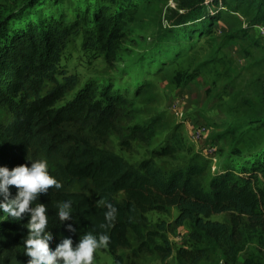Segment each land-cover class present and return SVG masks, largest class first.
Here are the masks:
<instances>
[{
  "label": "trees",
  "instance_id": "obj_1",
  "mask_svg": "<svg viewBox=\"0 0 264 264\" xmlns=\"http://www.w3.org/2000/svg\"><path fill=\"white\" fill-rule=\"evenodd\" d=\"M172 1L173 5L168 0H77L73 7L61 10V0H25L0 17V167L11 171L21 164L30 166L31 160H47L49 175L62 188L50 189L30 207L45 204L47 230L72 237L75 246L87 232H107L110 242L106 250L113 256V264H122L118 249L130 247L128 231L140 236L134 218L151 211L166 212L170 206L177 210V226L189 222L191 247L176 251L180 258L189 259V264L204 257L212 243L232 262L244 231L264 229V186L259 184L264 176V134L258 145L244 141V134L234 140L223 153L221 167L208 179V161H202L198 153L183 164L165 167L160 163L175 159L178 147L173 132H167L159 146L150 150V157L131 163L105 147L109 134L116 133L121 147L130 150L132 141L149 143L164 129V116L156 113L133 122V98L126 89L90 80L78 87L77 75L60 66L67 42L87 25L93 30L84 29V46L110 56L122 36L120 25L142 5L155 6L151 13H155L156 33L146 59L138 58L132 68L135 96L151 86L146 75L184 62L203 38L215 33L227 13L242 12L245 19L239 29L223 33L218 48L234 39L264 48L261 40L250 34L251 30L256 33L255 24H264V0ZM145 62L153 71L144 68ZM197 69L179 67L173 72V81L185 84ZM261 84L264 89V82ZM72 91L73 96L66 99ZM247 103L252 110L246 115L239 113L243 120L238 125L246 123V130H264V97L257 102L248 99ZM240 144L245 149L240 150ZM75 183L90 186L92 192L73 190ZM17 192L16 186L9 185L10 199ZM119 193L121 198H117ZM101 199L118 210L108 228L100 227L106 211ZM65 200L73 202L72 218L61 222L56 205ZM220 213H228L229 223L211 218ZM30 219V213L22 214V220ZM68 224L77 231H70ZM193 243L204 245L192 249ZM140 248L148 250L143 242ZM261 255L264 258V251ZM29 259L13 245L0 244V264H27Z\"/></svg>",
  "mask_w": 264,
  "mask_h": 264
},
{
  "label": "rangeland",
  "instance_id": "obj_2",
  "mask_svg": "<svg viewBox=\"0 0 264 264\" xmlns=\"http://www.w3.org/2000/svg\"><path fill=\"white\" fill-rule=\"evenodd\" d=\"M25 0H0V17L9 12L14 11L20 7ZM59 9H66L73 7L77 0H61ZM170 5H173L172 0H168ZM156 3H153V5ZM155 6L145 7L142 5L139 11H134L130 14L127 20L120 25L121 37L117 40V47L110 56L104 52H100L94 47H85L84 42V29H91V25L83 26L79 33L73 35L64 49L63 56L60 62V66L65 68L68 72L74 73L78 78V87L83 85L86 81H93L98 85H103L106 82L112 83V85H120L121 88L126 89L127 95L133 98L134 120L133 122H142L143 120L152 117L153 115L161 114L166 120V126L164 129L158 131L156 136L150 140L149 143H141L137 140L132 141L133 148L130 150L123 149L119 143V138L116 133L111 132L109 139L105 144V147L109 150L120 155L131 163H137L144 158L151 156L150 150L159 146L162 142L164 135L167 132H173L175 135V142L178 147L175 159L172 161L160 160V163L165 167L174 164H183L192 155L198 153L202 158L201 160H207L208 168L206 172V179H208L213 173L218 170L220 163L223 161V153L230 149L232 142L244 136V141H253L259 144L260 136L264 134L263 129L259 130H246L248 129L245 124L238 125L239 121H242V117H217L218 113L213 111V108L208 109L212 111V117H205L202 110L201 114L198 112L192 117L188 115L185 119H192V128L205 125L207 132L200 139L196 140L191 137L190 128L182 125V119L179 116V110L174 106H177L179 101L183 100V93L176 92L169 100L168 92L173 88V84L170 83V78L173 72L182 67L183 70L191 71L198 63L207 61V57L212 56V53H216L220 57L221 54L218 51L219 41L223 33L222 27L227 29H239L245 18L242 16V12L227 13L222 18V24L217 26L215 33L207 38H203L199 44L188 54L186 60L182 63L175 64L174 68H163L160 72H151L153 69L145 62V69H149L148 75L145 76L146 80L152 82L151 86L144 88V90L138 96L134 95L133 78L135 76V68L132 69L134 63L139 59L145 58V54L150 50L152 45V38L156 33L155 27V13H151ZM51 9L55 8V5L50 6ZM84 8V7H83ZM90 10V9H89ZM81 13V12H80ZM251 13V12H250ZM247 15V14H246ZM72 14L69 18L72 19ZM250 34L254 39H258L255 31L251 30ZM259 40V39H258ZM243 39H234L229 44V49L232 53H235L238 46H248ZM260 47L252 48L256 57L263 54L264 48ZM244 48V47H243ZM247 48V47H246ZM240 54V53H239ZM217 61L211 64V71H217L219 76L217 80L219 83H215L214 88L209 87L212 93H215V97L219 98V101L215 102L212 107L223 105L224 113L230 116L228 111L235 115L239 112L246 111L250 107L247 100L250 99L253 102L257 101L251 99V97L241 90L243 84L250 82L255 78H262L264 76V67L260 71L248 74L243 69H239L241 66H233L229 72L224 71V66ZM189 69V70H188ZM237 69V70H236ZM240 71L242 77L239 82H232L230 85L235 87L237 92H240L238 98L237 95L232 98L229 89L222 88L224 83V76L234 74ZM218 75V74H217ZM247 79L244 81V79ZM167 81V82H164ZM242 81V82H241ZM255 81V80H254ZM154 82V83H153ZM208 86V85H207ZM248 91V90H247ZM254 90H251L253 92ZM75 91L70 92L66 99L73 96ZM230 95V96H229ZM226 96L227 101L225 102ZM229 96V97H228ZM245 96V98H243ZM235 98V99H234ZM210 98H208L209 100ZM229 99V100H228ZM167 100L168 103H167ZM243 100V101H242ZM221 101V102H220ZM230 105L227 108V105ZM216 109V108H214ZM200 115V116H199ZM199 116V117H197ZM133 122H122L123 125H131ZM253 125V124H252ZM241 126V127H240ZM191 128V129H192ZM246 144V143H242ZM240 144V145H242ZM210 147L212 152L210 155H206L205 150ZM245 149L242 145L240 150ZM259 184L264 186V176L259 179ZM73 190H85L87 193H91L90 186L82 187L75 183L72 185ZM123 195L119 193L117 198H121ZM177 213L175 207H168L166 212L151 211L142 214L134 218V223L138 226L140 236L137 237L131 230L128 231L127 236L130 241L129 248H119L117 254L121 256L122 264H189V259L180 258L176 251L180 247H191V241L189 240V222H185L182 226H177L174 222V217ZM212 219H217L226 223H229L228 213L214 214ZM29 221L15 220V218L7 217L6 214L0 213V244L1 245H13L17 252L24 254L23 241L27 238L29 230L24 227ZM53 241L49 244V250L54 251L56 246L62 242V238L68 236L64 233H53ZM143 242L148 246V250L140 248V243ZM203 243H193L192 249L203 246ZM76 246L73 244V248ZM166 247L170 249V252L166 251ZM193 255L194 250H191ZM264 251V229H254L244 231L243 240L239 244V250L236 253V257L232 262L227 261V258L220 246L212 243L207 253L196 264H264V258L261 255ZM25 255V254H24ZM94 264H113V256L106 250L100 249L95 254ZM61 260L62 258H58Z\"/></svg>",
  "mask_w": 264,
  "mask_h": 264
},
{
  "label": "clouds",
  "instance_id": "obj_3",
  "mask_svg": "<svg viewBox=\"0 0 264 264\" xmlns=\"http://www.w3.org/2000/svg\"><path fill=\"white\" fill-rule=\"evenodd\" d=\"M9 185L18 188L15 198H9ZM62 184L48 173V162L45 159L31 160V165L21 164L11 171L8 167H0V213L7 217L21 220L22 214L30 213V221L24 225L29 232L23 241L24 254L30 259L27 264H94V254L100 249L109 246L110 235L107 232H87L79 239V243L73 248V238H62L54 251L49 250V244L53 241L51 231H48V209L40 203L30 207L40 196H47L50 189L60 191ZM106 208L104 223L101 228L110 227L117 217L116 206L106 199L99 201ZM73 202L65 200L56 205L57 215L61 222L72 218ZM68 229L77 231L73 224L67 225Z\"/></svg>",
  "mask_w": 264,
  "mask_h": 264
},
{
  "label": "crops",
  "instance_id": "obj_4",
  "mask_svg": "<svg viewBox=\"0 0 264 264\" xmlns=\"http://www.w3.org/2000/svg\"><path fill=\"white\" fill-rule=\"evenodd\" d=\"M222 21L223 20L219 21L217 26L221 25ZM217 26H216V30H217ZM222 28L223 29H221V32L223 33V32H225L226 27H222ZM232 41H230L224 47L219 48V53L221 54L220 57H215L217 55L212 53L213 55L212 56L210 55L211 58L207 59L208 61L210 60L209 62L204 61L202 63L201 62L198 63L195 66V67H198L197 72H195V74H194L195 76L192 77L190 80H188L185 84H175V82L173 81V74L171 77H169L170 83L173 84V88L170 89V91L167 94L169 97V100L171 99V97L176 92L183 93V100L179 101L178 105L176 106L179 110V116L182 118V119H180V121L185 119L190 114H191L190 116H192L190 118L193 119V117H196L194 115L197 112L199 114H201L200 113L201 110H202L205 117H210V116L212 117V114H210V113H212V111L208 110L211 108H213V111H216L217 113L219 112L217 115H219L220 112L222 113L217 117H242L243 116L242 114H239L241 112H239L235 115H232V113L230 111H228V113L230 114V116H229L227 114V112H225V113L223 112V111H225L222 107L223 105L218 106L219 108L212 107L215 105L216 101H219V98L215 97V95H214L215 93H212V90L210 91L209 87L214 88L215 83H219V81L217 80L219 73L217 71H211V64H213V62H215V61H217L216 63L220 62L224 66V71H228V72L230 71L229 69L232 68L233 66L237 67L240 65L241 67L239 69H243V70L247 71L246 76H248V74L262 70V68L264 67V60H262V58L264 57V52L261 56L256 57V55L253 53L254 51L252 50V48H254V46L255 47H257V46L256 45H251V46L248 45L247 48L245 46H243L244 48L241 46H238V49H236L235 53H232V51H230V49H229V46H230L229 44H231ZM207 58H209V57H207ZM174 66L175 65L165 66V69L166 68H174ZM229 74L230 75H228V76H224L225 80H224L223 85H221V86H222V88L229 89V92L232 96V98H229V99L231 100V99H233L234 96L237 95L236 98H238L239 95H241V94H240V92H237L235 90L234 86L230 87L229 85L232 82H235V83L239 82V80H241L242 77H240V75H241L240 71H237L233 77H231V72ZM246 79H247V77L244 79V81ZM164 82H167V81H164ZM262 82H264V76L262 78H255V79L251 80L250 82H248V84L244 83L241 90H244L253 100H255V98L258 99L261 96L264 97V89H263V85L261 84ZM227 84H229V85H227ZM251 90H254V91L251 92ZM208 98H210V99L208 100ZM224 98H225V102H226L227 101L226 96H224ZM243 98H245V96H243ZM169 100H167V103ZM255 102H257V101H255ZM230 105L228 104L227 108ZM214 108H216V109H214ZM251 110H252V108L248 107V109L246 111H243V113H245V115H246V113H248ZM199 116H197V117H199ZM192 119H190V120L185 119L184 121H182L183 126L190 128L189 134H191V137H192L193 129H194V127L192 128V121H191Z\"/></svg>",
  "mask_w": 264,
  "mask_h": 264
},
{
  "label": "built area",
  "instance_id": "obj_5",
  "mask_svg": "<svg viewBox=\"0 0 264 264\" xmlns=\"http://www.w3.org/2000/svg\"><path fill=\"white\" fill-rule=\"evenodd\" d=\"M254 28L256 30L257 33V37L261 40V43L264 45V24L259 23V24H255ZM174 109H176V106H174ZM207 132V128L205 125H201L199 127H196L193 129V138H195L196 140L200 139L203 135H205ZM206 155H210V153L212 152L210 147H207V150H205Z\"/></svg>",
  "mask_w": 264,
  "mask_h": 264
}]
</instances>
